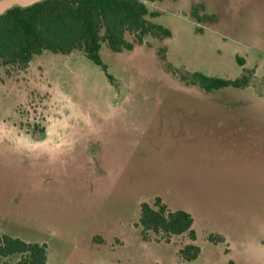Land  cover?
Returning <instances> with one entry per match:
<instances>
[{
  "label": "rangeland",
  "instance_id": "obj_1",
  "mask_svg": "<svg viewBox=\"0 0 264 264\" xmlns=\"http://www.w3.org/2000/svg\"><path fill=\"white\" fill-rule=\"evenodd\" d=\"M146 5L171 37L103 44L106 73L80 52L0 62V238L46 264H264V0ZM196 71L249 83L207 92ZM157 197L191 215L195 260L187 234L142 238Z\"/></svg>",
  "mask_w": 264,
  "mask_h": 264
},
{
  "label": "trees",
  "instance_id": "obj_2",
  "mask_svg": "<svg viewBox=\"0 0 264 264\" xmlns=\"http://www.w3.org/2000/svg\"><path fill=\"white\" fill-rule=\"evenodd\" d=\"M162 1L44 0L26 8L14 7L0 15V62L24 70L35 56L43 52L56 55L80 52L106 73L107 67L100 55L103 44L111 52L120 53L133 48L126 34L133 35L138 43L146 36L171 37L170 30L148 19L158 17L159 13L150 12L146 2ZM192 16L197 21H213L208 15L199 17L197 7ZM191 81L210 92L228 87L242 89L247 87L249 78L243 75L231 80L196 71L191 74ZM138 225L144 240L149 232L166 242L172 236L187 234L191 243L180 250L185 261L195 260L200 253L194 244L196 234L191 215L184 210H171L159 197L153 204L141 203ZM208 239L222 242L220 236H208ZM13 256L17 257L13 264H46L47 245L3 235L0 238V260Z\"/></svg>",
  "mask_w": 264,
  "mask_h": 264
},
{
  "label": "water",
  "instance_id": "obj_3",
  "mask_svg": "<svg viewBox=\"0 0 264 264\" xmlns=\"http://www.w3.org/2000/svg\"><path fill=\"white\" fill-rule=\"evenodd\" d=\"M43 0H0V15L14 8H26Z\"/></svg>",
  "mask_w": 264,
  "mask_h": 264
},
{
  "label": "flooded vegetation",
  "instance_id": "obj_4",
  "mask_svg": "<svg viewBox=\"0 0 264 264\" xmlns=\"http://www.w3.org/2000/svg\"><path fill=\"white\" fill-rule=\"evenodd\" d=\"M44 1V0H43ZM192 13V12H191ZM202 17V16H201Z\"/></svg>",
  "mask_w": 264,
  "mask_h": 264
}]
</instances>
